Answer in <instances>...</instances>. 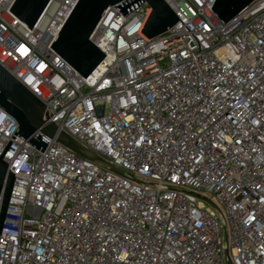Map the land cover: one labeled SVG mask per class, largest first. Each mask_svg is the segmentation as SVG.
Masks as SVG:
<instances>
[{"label":"built area","instance_id":"2783aa9c","mask_svg":"<svg viewBox=\"0 0 264 264\" xmlns=\"http://www.w3.org/2000/svg\"><path fill=\"white\" fill-rule=\"evenodd\" d=\"M78 0L32 27L0 0V65L100 160L0 108L14 175L0 264H264V0L222 24L215 0H165L177 21L143 33V0L108 6L86 77L52 49Z\"/></svg>","mask_w":264,"mask_h":264},{"label":"water","instance_id":"95a60500","mask_svg":"<svg viewBox=\"0 0 264 264\" xmlns=\"http://www.w3.org/2000/svg\"><path fill=\"white\" fill-rule=\"evenodd\" d=\"M50 0H14L12 12L27 26L32 27ZM122 0H78L52 42V49L68 62L80 75L90 74L104 57L103 52L89 39L105 9ZM137 1V0H136ZM151 12L143 33L150 38L162 34L177 21V16L165 0H143ZM257 0H215L213 11L222 24L230 22ZM0 108L11 114L18 123L17 134L38 149L46 142L41 134L69 147L90 159L100 160L78 144L64 131L43 119L44 104L0 65ZM38 133L35 135V133ZM14 175L8 163L0 158V233L8 209Z\"/></svg>","mask_w":264,"mask_h":264}]
</instances>
